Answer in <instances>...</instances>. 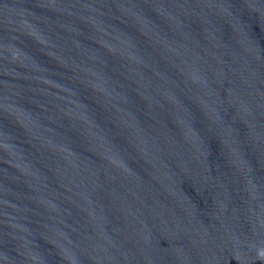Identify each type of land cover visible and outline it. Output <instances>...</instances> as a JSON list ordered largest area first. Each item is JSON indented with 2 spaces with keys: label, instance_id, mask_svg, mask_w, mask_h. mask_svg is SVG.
<instances>
[{
  "label": "water",
  "instance_id": "95a60500",
  "mask_svg": "<svg viewBox=\"0 0 264 264\" xmlns=\"http://www.w3.org/2000/svg\"><path fill=\"white\" fill-rule=\"evenodd\" d=\"M0 264H264V0H0Z\"/></svg>",
  "mask_w": 264,
  "mask_h": 264
}]
</instances>
